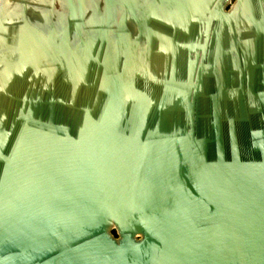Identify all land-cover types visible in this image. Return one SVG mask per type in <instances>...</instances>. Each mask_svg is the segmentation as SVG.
<instances>
[{
  "label": "water",
  "instance_id": "1",
  "mask_svg": "<svg viewBox=\"0 0 264 264\" xmlns=\"http://www.w3.org/2000/svg\"><path fill=\"white\" fill-rule=\"evenodd\" d=\"M0 264H264V0H0Z\"/></svg>",
  "mask_w": 264,
  "mask_h": 264
}]
</instances>
